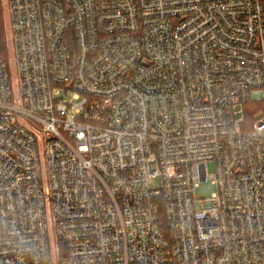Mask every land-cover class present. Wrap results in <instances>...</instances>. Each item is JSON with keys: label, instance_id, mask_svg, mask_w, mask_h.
I'll use <instances>...</instances> for the list:
<instances>
[{"label": "built area", "instance_id": "built-area-1", "mask_svg": "<svg viewBox=\"0 0 264 264\" xmlns=\"http://www.w3.org/2000/svg\"><path fill=\"white\" fill-rule=\"evenodd\" d=\"M7 9L0 264H264V0Z\"/></svg>", "mask_w": 264, "mask_h": 264}, {"label": "rangeland", "instance_id": "rangeland-1", "mask_svg": "<svg viewBox=\"0 0 264 264\" xmlns=\"http://www.w3.org/2000/svg\"><path fill=\"white\" fill-rule=\"evenodd\" d=\"M0 10L3 16L5 36L7 42V52L5 55H8L10 51V41H9V14L7 9V0H0ZM11 56H12V52H11ZM160 184L161 183L158 180L153 183V186L159 187ZM216 191L217 188L211 181L203 182L200 183L199 186L197 187L195 191V197L201 199H210L215 195Z\"/></svg>", "mask_w": 264, "mask_h": 264}, {"label": "trees", "instance_id": "trees-1", "mask_svg": "<svg viewBox=\"0 0 264 264\" xmlns=\"http://www.w3.org/2000/svg\"><path fill=\"white\" fill-rule=\"evenodd\" d=\"M7 52V42L4 29L3 16L0 10V56L5 55Z\"/></svg>", "mask_w": 264, "mask_h": 264}]
</instances>
